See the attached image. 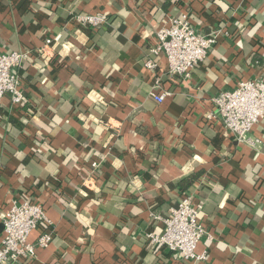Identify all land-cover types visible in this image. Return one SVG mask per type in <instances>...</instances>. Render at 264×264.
<instances>
[{"label":"crops","instance_id":"obj_1","mask_svg":"<svg viewBox=\"0 0 264 264\" xmlns=\"http://www.w3.org/2000/svg\"><path fill=\"white\" fill-rule=\"evenodd\" d=\"M184 15L216 36L189 79L150 53ZM0 52L28 53L26 101L0 103V243L11 203L32 198L54 235L30 264H264V118L238 142L214 104L264 79V0H0ZM186 193L212 237L192 263L146 238Z\"/></svg>","mask_w":264,"mask_h":264},{"label":"built area","instance_id":"obj_2","mask_svg":"<svg viewBox=\"0 0 264 264\" xmlns=\"http://www.w3.org/2000/svg\"><path fill=\"white\" fill-rule=\"evenodd\" d=\"M79 22L97 27L102 20L96 16H74ZM52 39L47 40L50 45ZM216 44V36L204 35L194 28L190 16L172 18L155 34V43L150 48L152 56H165L169 75L189 79L197 65L209 56ZM28 53L0 52V103L4 99L20 107L26 101V94L15 70L27 59ZM146 67L153 69L151 61ZM162 103L165 95H154ZM217 114L225 128L238 142H249L248 135L264 118V79L246 80L238 83L233 91L223 92L214 98ZM98 163L91 165L85 180H91ZM203 203H194V196L186 193L165 217H156L163 223L160 232L146 235L149 244L162 246L177 255L181 261L206 260L205 254H198L202 239L212 240L199 222ZM44 208L32 198L14 200L3 218V236L0 243V264H30L36 257V250L47 248L53 238ZM33 231H39L36 242L28 238Z\"/></svg>","mask_w":264,"mask_h":264},{"label":"trees","instance_id":"obj_3","mask_svg":"<svg viewBox=\"0 0 264 264\" xmlns=\"http://www.w3.org/2000/svg\"><path fill=\"white\" fill-rule=\"evenodd\" d=\"M198 176L194 175V176H191L190 178H187L186 180L182 181L180 183V186L181 188L186 191L188 189H190V187L192 185H194L196 182H198Z\"/></svg>","mask_w":264,"mask_h":264}]
</instances>
